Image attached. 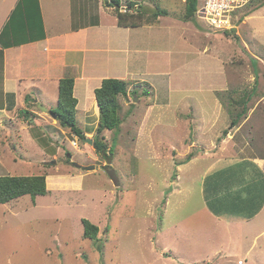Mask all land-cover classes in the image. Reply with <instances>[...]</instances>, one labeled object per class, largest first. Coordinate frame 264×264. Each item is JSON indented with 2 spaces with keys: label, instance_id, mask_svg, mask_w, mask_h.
<instances>
[{
  "label": "rangeland",
  "instance_id": "374dc122",
  "mask_svg": "<svg viewBox=\"0 0 264 264\" xmlns=\"http://www.w3.org/2000/svg\"><path fill=\"white\" fill-rule=\"evenodd\" d=\"M142 2L147 14L166 12L160 15V24L140 28L132 45L163 52L162 68L149 51L142 53L141 67L150 73L165 69L170 84L161 83L168 92L154 95L147 83L130 82L128 94L119 98V130L103 132L109 143L116 142L114 158L97 154L93 142L75 136L49 112L33 108V121L17 112L16 117L0 114V176L46 174L49 189L46 195L0 203V264H260L251 251L240 250L241 239L229 243L216 237L215 230L222 227L196 209L202 203L200 183L193 184L194 175H187V169L177 170L174 153L189 154L194 147L201 152L214 150L217 135L239 119L242 113L232 114L235 108L228 93L251 91L254 77L264 76V6L255 8V0L244 3L223 26H235L226 32L208 21L205 0H197L191 18L182 0ZM107 12L109 16L103 18L114 19L113 9L112 14ZM103 68L109 72L121 66L109 62ZM221 90L230 91L220 94ZM203 104L204 110L223 108V115L214 114L220 119L213 127L193 131L188 138L187 127L193 125L190 113ZM77 120L85 129L81 113ZM194 125L203 128L200 122ZM96 131L86 137L94 139ZM74 163L96 164V169L83 170ZM179 175L180 187L175 183ZM84 218L99 227L98 237L104 239L101 250L96 240L84 236ZM226 226L234 227L230 222ZM180 227L188 234L193 231L192 236L180 240ZM227 235L229 241L236 239L232 232ZM215 243L222 244L228 256L207 255ZM182 247L188 248L187 255ZM257 249L260 242L253 251Z\"/></svg>",
  "mask_w": 264,
  "mask_h": 264
},
{
  "label": "crops",
  "instance_id": "0c3cea01",
  "mask_svg": "<svg viewBox=\"0 0 264 264\" xmlns=\"http://www.w3.org/2000/svg\"><path fill=\"white\" fill-rule=\"evenodd\" d=\"M135 1L143 3V0ZM111 10L104 0H0V114L9 113V117H16V112L33 111L35 107L52 113L53 104H58L59 82L66 67L75 70L77 113L84 117L86 128L83 129L86 133L98 126L100 108L95 90L101 86L103 79L115 77L131 83L144 82L153 88L154 95L156 91H165L163 85L170 84L171 75L165 69L150 73L141 67L142 53L149 51L147 54L156 55L159 67L165 63L161 61L164 60L161 56L163 52L132 45L133 35L140 28L160 24L161 16L157 19L159 22L153 24L123 27L118 25L116 16L114 19L103 18L104 14L109 16L107 11ZM109 62L121 66L120 70L107 72L103 67ZM252 63L256 68L254 61ZM38 71V75L33 76ZM252 90L255 92L247 111L232 122L230 130L227 128L217 135L220 139L214 150L203 147L205 150L201 152L194 147L189 154L186 150L182 155L175 152L174 162L178 171L187 169V175H194L190 179L193 184L200 183L202 203L196 209L206 213L216 227H222L215 230L216 237L229 243L241 239L244 246L238 249L246 250V254L251 251L256 261L264 264V76L254 77ZM28 96L31 97L29 101ZM203 105L190 113L193 125L187 127L191 132L188 138L193 131H208L213 127L220 119L214 118V114L223 115V108L204 110L207 107L204 105L203 108ZM232 112L238 114L242 109L238 107ZM204 114L208 118L200 119L199 116ZM196 121L203 125L202 129L195 128ZM189 146L190 142L187 149ZM191 153L194 155L188 159ZM180 176L175 182L178 187L182 185ZM228 222L234 227L224 228ZM188 232L180 227L177 235L180 240H186L193 233ZM229 232L234 234L232 237H236L235 240H228ZM208 236L211 240L213 235ZM259 242L260 249L253 251ZM188 251V248L182 247L183 255H187ZM208 253H226L224 255L228 256V250L220 243H215Z\"/></svg>",
  "mask_w": 264,
  "mask_h": 264
},
{
  "label": "trees",
  "instance_id": "16d2710c",
  "mask_svg": "<svg viewBox=\"0 0 264 264\" xmlns=\"http://www.w3.org/2000/svg\"><path fill=\"white\" fill-rule=\"evenodd\" d=\"M137 1L128 0L126 4L134 7ZM255 8L264 6V0H255ZM186 16L191 18L197 9V0L192 2V0H187ZM104 4L107 7L113 9L115 16L117 17L118 25L123 27H140L146 24H153L157 21L158 17L164 14L166 11L161 10V12H154L152 15L147 14L146 9L142 4L136 9L135 13L123 12L121 10L123 0H104ZM255 10V9H254ZM254 10L248 12L246 16L250 15ZM153 22V23H152ZM235 26H233L234 28ZM231 28V29H233ZM227 30L230 29H225ZM75 70L73 67H66L64 70V76L59 82V97L57 106L51 110L55 113L59 123L63 127L70 129L71 133L79 137L81 140H86V132L78 124L77 120V104L78 100L74 94L75 86ZM130 82L126 79L109 77L102 81L101 86L96 88L95 95L100 108V116L98 127L96 131V136L93 139V146L97 154L101 155L103 158H114L115 155V143H109L107 137L104 135L105 130H119L122 123L121 117V104L119 98L121 95L128 94V88ZM145 95H147L148 89H143ZM254 90L247 91L243 89L242 91L238 89H233L229 92V98L231 99V104L235 110L240 107L242 112H246L249 103L254 95ZM134 93H139L138 90H134ZM221 94V92H220ZM30 100V96H28ZM230 103V102H229ZM237 112H235L236 115ZM24 117L32 121L30 116L31 111L23 110L21 112ZM241 116V115H240ZM38 133V132H37ZM39 134V133H38ZM35 134V138L39 141L40 134ZM194 153H191L188 159H191ZM112 167V165H111ZM49 192L47 175L46 174H33V175H1L0 176V203L10 202L14 199L25 195H31L35 198L38 195H46ZM84 224V236L86 238L94 239L98 242V248L104 246V239L98 237L99 227L92 223L89 219H82ZM103 248V247H102Z\"/></svg>",
  "mask_w": 264,
  "mask_h": 264
},
{
  "label": "built area",
  "instance_id": "2783aa9c",
  "mask_svg": "<svg viewBox=\"0 0 264 264\" xmlns=\"http://www.w3.org/2000/svg\"><path fill=\"white\" fill-rule=\"evenodd\" d=\"M249 1L250 0H205L204 11L208 21L217 29H222L227 22L233 19L236 10ZM121 10L126 12L128 11V7L122 6ZM231 28H233V25L230 27L226 26L223 29ZM72 144L78 147V142L76 140H73Z\"/></svg>",
  "mask_w": 264,
  "mask_h": 264
},
{
  "label": "water",
  "instance_id": "95a60500",
  "mask_svg": "<svg viewBox=\"0 0 264 264\" xmlns=\"http://www.w3.org/2000/svg\"><path fill=\"white\" fill-rule=\"evenodd\" d=\"M192 2H196V0H192ZM135 98L137 99V96H135ZM41 108L42 109H44L45 110V107H43L42 105H41ZM47 110V109H46ZM52 115H53V117H57L56 116V114H54V113H52ZM88 141H90V142H93V140L92 139H87ZM110 160V159H109ZM75 165L77 166V167H79V168H82L83 170H94L95 168H96V165L95 164H91V165H85V166H83V165H81L80 163H75Z\"/></svg>",
  "mask_w": 264,
  "mask_h": 264
},
{
  "label": "clouds",
  "instance_id": "9594fccd",
  "mask_svg": "<svg viewBox=\"0 0 264 264\" xmlns=\"http://www.w3.org/2000/svg\"><path fill=\"white\" fill-rule=\"evenodd\" d=\"M139 4L140 3H136L135 5H134V7H131V6H129L128 4H123L122 6H127L128 7V11H126V12H129V13H135L136 12V9H137V7L139 6ZM143 5V4H142ZM53 113V112H52ZM51 113V114H52ZM55 114V113H54ZM57 118V117H56ZM98 127V126H97ZM87 134V133H86ZM87 139H90V138H86V140ZM93 140V139H92ZM73 141V140H72ZM72 141H71V144H72ZM77 141V140H76ZM73 145V144H72ZM74 146V145H73ZM75 147V146H74ZM78 147H79V145H78ZM77 148V147H76ZM75 164V163H74ZM82 165V164H81ZM91 165V164H90ZM96 165V164H95ZM76 166V165H75ZM83 166H85V165H83ZM82 169V168H81ZM96 169V168H95ZM94 169V170H95Z\"/></svg>",
  "mask_w": 264,
  "mask_h": 264
}]
</instances>
